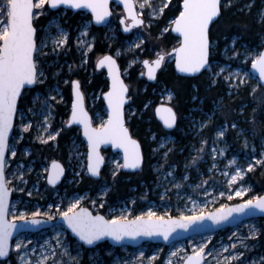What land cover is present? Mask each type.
Instances as JSON below:
<instances>
[{
	"label": "rangeland",
	"instance_id": "rangeland-1",
	"mask_svg": "<svg viewBox=\"0 0 264 264\" xmlns=\"http://www.w3.org/2000/svg\"><path fill=\"white\" fill-rule=\"evenodd\" d=\"M239 1L233 0V4ZM135 2L140 16L145 20V25L126 37L113 53L117 59H121L122 63H125V68L122 70L124 77L131 78L133 81V100L139 98V76L146 80L143 62L146 59H156L157 53L161 52L156 41L151 39L149 29L169 8H165L162 15L153 18L151 15L152 8L159 9L167 0H149L152 7L146 4L143 9L139 6L143 0H135ZM4 4L5 0H0V8L4 7ZM45 7L46 10L42 15L36 17L35 21L47 16L50 9L47 5ZM36 11L39 12L40 10ZM67 12L69 11L64 9L57 11L55 16L51 17L44 26L38 28V47L41 46L42 41L46 45L43 47V51L36 55L38 69L43 72V83H37L34 89L25 93L26 98L23 101V108L18 113L17 128L11 141V148L16 151V156L12 157L10 155L6 163L7 179L11 181L9 188L14 195L9 213L11 220L14 216L17 217L16 221L21 220L18 218L20 214H23L26 219L34 218L32 215L34 212L40 213L37 217L52 216L59 218L61 217L60 213L67 211L69 205L77 200H79L77 209L83 206L88 207L94 214H103L108 219L119 215H125L128 219H134L136 216L141 215L146 217L149 211L155 212L157 216H162L164 219L171 217L172 213H176L179 217L200 216L215 209L225 208L236 203H245L249 199L264 195V188L257 186L253 178L255 173L258 176L264 175V163H257V161H264V155H262L264 153V136L260 138L256 133L253 134L252 129L236 122V129H233L231 124L224 123L214 132L213 137L208 139L203 134L204 128L201 129L200 127L204 119L197 118L195 114H188L186 117L188 129L181 131L182 136H189L185 142L186 145L178 148L177 145L180 144V141L172 134L159 139L157 147L152 151L151 159L153 162L150 165L153 174L157 176V182L151 184L152 187H145L141 194L131 196L127 201L112 204L108 200V195L112 189L105 182H101L95 195H91L89 191L69 193V188L75 189L83 175H87V151L81 149L77 141H73L72 146L69 144V152L71 153L69 156L74 157L75 164L71 166L70 176L65 182L67 189L55 190L52 192V198H50L46 180L52 161L51 158L53 157L48 156L50 155L48 150L55 148L57 140L63 138L62 121L72 107L71 102L69 109L66 108L69 102L65 90L71 86L72 81L75 79V76L71 77L74 74V65L70 60H66L70 49H67V55H63L65 59L61 58L60 54L72 37L69 27L66 26L68 21L63 20L64 14ZM122 13V10L116 13L114 18L101 28L106 42L111 46L118 43V32L121 31L119 18ZM258 14L259 12H257ZM0 20L6 22V16L3 13H0ZM172 25L170 21V25L162 30V34L167 33ZM92 26L94 25L91 17V19L83 21L80 27H74L73 29V41L76 49L73 56L78 57L80 55L82 57L81 62L85 67L91 59L90 53L96 41V34L92 31ZM219 27L221 28L222 25L220 24ZM61 29L67 34V42L57 48L56 51H53L55 47L53 41L59 37ZM165 29L168 30L165 31ZM82 32H86V35H81ZM260 38V43L250 45L241 42V37H234L235 45H233L232 39L221 50L218 49V42L214 41L212 50L214 59L211 61V70L204 74L203 80H215L214 85L221 83L227 96L235 95V89H237L236 87L230 88L229 84L239 85V87L250 86L251 90L256 88L257 91L259 81L252 75L251 60L255 58L258 50H264V47H262L264 45V35ZM80 41H83V44ZM233 47L236 50L235 53L231 51ZM146 52L151 54L150 58L144 57ZM236 53H239V55ZM98 57L99 55H96L94 59ZM173 62L174 57H167L161 72L166 71L168 65ZM221 68L224 69L223 72L220 71ZM133 71L134 74H132ZM215 73L220 74L217 76L214 75ZM236 73H239V75H236ZM225 76H229V79L225 80ZM241 79L246 80V83L240 84ZM65 81H68V83H65ZM68 91L70 93L71 88ZM102 93H88L89 109H93L94 122L99 127L108 118L106 107L99 105ZM157 94L160 97L158 104L174 103L175 96L169 88L162 87ZM169 95H171V99H169ZM53 96L55 97L54 100L51 99ZM45 101H47V104H45ZM200 104H202V100H200ZM48 105L51 106L50 109ZM155 106L157 107V104L146 102L143 111H147L149 114L153 113ZM215 108L219 109V105ZM29 109L32 111H29ZM196 110L199 114L205 116V123L206 116L212 114L207 113L202 105L198 106ZM136 112L137 108L132 105L127 110L131 117ZM237 113L239 116L238 122L242 121L241 123H243L246 121L250 123L252 121L248 122L241 116L240 108ZM45 116H48V132L43 131L41 128ZM256 117L261 118L258 127L260 133H264V110L259 111ZM27 123H30L32 128L30 131L24 132L22 126ZM225 125L227 131L223 138H219L217 132ZM49 132L59 133V135L54 140L41 143L40 138L47 139ZM229 135L230 138H228ZM163 141H166V143L164 147H161L160 144ZM204 141H207V143H204ZM245 142H247V147ZM201 148L204 150L198 151ZM213 148L217 151L213 152ZM168 149H171V151L168 152L167 162H165L163 153ZM221 150H223V155L220 154ZM36 155L39 159L35 157ZM194 157L196 158L195 163H193ZM233 159L236 161L235 164L231 163ZM122 163L123 160L120 154L111 153L108 159V173L113 175L115 171L120 169L117 168V165ZM249 163L253 165L251 172L247 171ZM238 169H243V179L238 178L235 184H229L228 181ZM169 172L172 173L170 176L167 175ZM225 173H228V175H225ZM19 176H22L23 179H19ZM176 185H179V187H176ZM236 191H242L244 194L236 196ZM229 196L232 198L229 199ZM101 204H103V207L100 206ZM251 231H255L256 239L250 237ZM57 237L67 245L72 256H75L79 251L80 264H89L90 259L94 257H99L101 264H169V261H171V264H184L181 258L191 255L193 249L202 244L207 245L205 253L211 252V255L206 256V264H217V261H220V264H225V257L235 255L238 252H243V257L241 260L232 261L231 264H252L253 261L260 264L261 258L264 257V218L246 220L236 227L227 228L214 234L174 242L169 246L145 243L137 248H116L108 243H103L95 248L87 249L72 238L64 225H58L37 234H24L16 242L21 239L25 243L32 241L28 247L29 249H37L33 257L35 258L40 255L41 246L45 245L46 242L57 253L63 251V249L57 248ZM242 240L243 244L241 243ZM232 244L237 245L236 249L230 247ZM244 244L249 247L245 248ZM224 248L229 250L225 252L223 251ZM43 251L48 254L50 249L45 247ZM174 251L178 253L177 256L171 255ZM109 252L110 255L107 254ZM57 259H59V256H57ZM64 259L67 260L68 257H64ZM13 260L18 264L14 247L9 264ZM48 264H52V261L49 260Z\"/></svg>",
	"mask_w": 264,
	"mask_h": 264
},
{
	"label": "snow or ice",
	"instance_id": "snow-or-ice-1",
	"mask_svg": "<svg viewBox=\"0 0 264 264\" xmlns=\"http://www.w3.org/2000/svg\"><path fill=\"white\" fill-rule=\"evenodd\" d=\"M124 5V9L133 22V26L143 23L138 18L134 11L133 0H119ZM171 0L163 3L159 9L152 8L151 15L153 18L157 15H162L165 8L169 7ZM148 4L152 5L149 0H143L140 3V8ZM233 0H182V6L179 10L178 16H176L171 23L174 27L171 31L179 34L182 39L179 42V47L173 49L175 58L176 70L180 73L194 75L200 73L202 70L210 71V56L212 54L214 41L210 35V27L219 22L222 16V9L231 7ZM50 9H57L60 6L71 8L74 10H90L92 17L97 24H101L105 19L111 15L109 11V0H5L4 7L0 8V13L6 16V22L0 20V264H9L10 253V240L13 237V233L17 230L18 225L15 222L17 217H13L12 221L7 219L9 215L8 200L10 195L9 184L10 180L6 178V153H10L12 157L16 156V151L9 145V133L14 126V118L18 113V100L21 97L22 90L25 86H32L37 83H43V72L38 69L37 59L35 58L38 53L43 51V47L46 46L43 41L41 46L38 47L36 40L37 29L33 25V21L39 15H42L46 10L45 6ZM254 5V0H249V3L245 7L250 11ZM34 10H40L39 12ZM240 11H244L241 8ZM121 23H124L122 20ZM257 23L264 24V0H261V8L257 18ZM59 27V26H57ZM125 31H129L128 27H125ZM168 29H165L167 31ZM81 35H86V32H82ZM67 42V34L61 29L59 37L54 39L55 45L53 51L63 46ZM83 44V41H80ZM233 45L236 41L233 39ZM264 47V45H262ZM234 53L235 48L231 49ZM248 51V50H246ZM239 55V53H236ZM165 60V54L157 53V59L149 63L145 60L144 65L148 69V78L154 80L156 78V71L161 68ZM98 67L107 66L109 75L112 78L111 91L107 93L105 99L108 101V113L107 121L101 123L100 127L93 128L92 122L88 117V113L83 107V96L80 92L79 82H73L75 90L76 101L72 105L71 120L69 124L83 125L84 136L88 141V171L92 176L99 175L100 165L103 163V157L99 154V148L102 144H111L113 147L123 150V163L118 164L117 168L136 170L141 168L143 163V157L140 151V145L136 140L132 139L129 135V130L125 127L123 106L125 104V95L128 92L127 86L119 78V72L116 67V61L111 56H104L97 62ZM251 68L259 74V81L264 82V51L258 50L255 58L251 60ZM224 71L223 68L220 69ZM215 73L214 75H219ZM231 75V74H230ZM239 75V73H236ZM225 80L229 79V76L224 77ZM215 80L212 84H215ZM68 83V81H65ZM240 84H245L246 80L241 79ZM229 87L239 88V85L229 84ZM257 87L261 89L259 96L255 95L256 88L252 89V96L255 103V107L252 109V123L255 125L256 116L259 111L264 110V83L258 84ZM231 95V93H229ZM39 99V97H37ZM55 99V97H51ZM171 99V95H169ZM195 100L196 97L194 96ZM218 103V102H214ZM47 104V101H45ZM50 109L51 106L48 105ZM29 111H32L29 109ZM157 115L163 121L166 129L172 130L177 126V114L171 107H160L156 109ZM243 112V108H241ZM206 116V123L201 122V129L212 123L213 116ZM194 126V124H193ZM233 129L237 128L235 123L231 124ZM32 128L30 123L23 124L22 131L28 132ZM43 131L48 132V116H45L44 123L41 125ZM227 126H222L217 136L223 138ZM256 129L253 128V134L255 135ZM59 133H48L47 139H41V143H47L48 140L56 139ZM166 141L161 142L160 146L164 147ZM207 143V141H204ZM247 147V142H245ZM201 148L198 151H203ZM171 149L164 152L165 162L168 152ZM213 152L217 150L213 148ZM223 155V150L220 151ZM264 155V153H262ZM196 158H193L195 163ZM235 164L233 159L231 162ZM257 163H264V161H257ZM53 168L59 169L57 175L62 174L63 169L53 162ZM253 165L249 163L247 165V171L251 172ZM117 173L114 172L113 176ZM169 172L167 175H171ZM228 175V173H225ZM23 179L22 176L18 177ZM56 176H50L48 183L55 184ZM243 179V169H238L235 174L231 176L228 181L229 184H235L237 179ZM186 179V177H185ZM179 187V185H176ZM242 191H236V196H242ZM31 195V193H29ZM232 197L229 196V199ZM79 200L69 205L67 211L60 213L63 221L67 224L71 232L78 238L82 245L98 246L100 242L105 238H109L116 244H120L125 239L135 240L138 237H152L162 236L167 241L176 230V228L187 229L190 224L205 219L211 220L215 224H220L222 221L227 220L232 213H245L246 210H258L260 213H264V197H255L247 200L245 203L240 204L236 208H229L227 210L221 209L217 214L205 217L203 214L200 216L180 217L178 220H172L169 218L165 220L162 216H157L155 212L149 211L146 217L136 216L134 219H128L125 215L113 216L111 219H106L102 215H93L88 209L80 208L77 210ZM103 207V204L100 205ZM33 217L40 215L39 212H34ZM24 220L25 223H31L32 225H39L41 221L39 219H31L28 221L23 214L18 217ZM49 220L54 217L49 216ZM250 237L256 239L255 231L250 232ZM32 241L18 240L15 243L14 250L17 255L18 264H48L51 260L52 264H80L79 251L75 256H72L68 251L67 245L59 240L57 237V248L63 249V251L57 253L55 249H51V246L45 243L41 246L40 255L34 257L37 252L36 248L29 249L28 245ZM243 244V240L241 241ZM47 247L50 249L48 254H45L43 249ZM207 245L202 244L198 248L193 249L192 255L182 257L184 264H206V256L211 255V252L205 253ZM232 249H236L237 245H230ZM244 247H249L244 244ZM229 249L224 248L223 251L227 252ZM107 254H111L110 252ZM172 256H177V252H172ZM243 252H238L235 255L225 257V264H231L232 261L241 260ZM59 256V259H57ZM64 257H68L67 260ZM89 264H101L99 257L90 259ZM171 264V261H169ZM220 264V261H217ZM252 264H256L255 261ZM260 264H264V257L261 258Z\"/></svg>",
	"mask_w": 264,
	"mask_h": 264
},
{
	"label": "trees",
	"instance_id": "trees-1",
	"mask_svg": "<svg viewBox=\"0 0 264 264\" xmlns=\"http://www.w3.org/2000/svg\"><path fill=\"white\" fill-rule=\"evenodd\" d=\"M249 0H240L238 3L233 4L231 7L225 9H222V16L219 19L218 23H215L211 29V38L213 41H217L219 45V50H221L224 46H226L234 37H241L240 41L249 43L250 45H256L261 42L260 36L264 35V24L257 23V12H259V9L261 8V0H254V5L252 6L251 10L249 11L245 4H248ZM182 6V0H172L171 5L169 8L166 9L163 16L156 21V23L152 26V28L149 29L150 31V37L151 39L156 41L157 46H159V50L161 51V54H165V57L171 56V51L176 48L179 45V40L177 37H175L171 29L167 32L162 34V30L170 25V21H172L176 16L179 14V10ZM241 8H244V11H240ZM48 9V8H47ZM121 8L113 4V12L114 16L116 13L120 12ZM56 12L48 10V14L46 17H41L37 21H35V26L38 29L40 26H44L45 23L53 16H55ZM114 18V17H113ZM91 19V16L87 13L83 12H77L73 13L71 11L64 14L63 20H67L68 23L66 24L67 27H69L72 37L69 40L68 44L64 49L61 50V58L65 59L63 55H67V49H70L68 52V55L66 56V60H70L74 65V74L71 76H75L76 79L80 80L82 88L87 96V105L89 107L88 103V93L94 92V94L98 92H105L108 89L109 83L106 78V73L104 71H98L96 69V63L99 57L110 53L113 55L115 52V49L118 47L119 44H122L124 40L126 39L122 31H119V38L118 43L111 46L108 42H106L104 36H103V29L97 28L92 26V31L96 34V41L95 46L90 53L91 59L89 60L88 64L85 65L82 64L81 56L78 57L73 56L75 52V46L73 41V35H74V27H80L83 23V21ZM118 23V22H117ZM222 25L220 28L219 25ZM130 36V35H129ZM158 48V47H157ZM96 55H99L97 59H94ZM144 57L150 58L151 54L149 52H146ZM216 58V57H215ZM218 58V56H217ZM214 59V57L211 54V61ZM121 69L123 70L125 68V63H122L121 59H118ZM134 74V71L132 72ZM129 88H130V104L128 105V108L132 105L137 108V112L133 116V120L130 122L131 129L133 136L136 137L141 143L143 147V151L145 153V156L147 159H149V164L153 162L151 158L152 152L154 148V143H150L148 136L146 132V126L147 121H145V118L147 117H154L153 113H148L147 111H143V106L146 102H152V104H158L160 97L157 94L161 90V88H169L173 89L176 92V96L174 98V105L179 106V109L183 110V113L185 112L190 113L193 111V113L196 116L203 117L202 114H199L196 110V108L200 105H202L203 109L205 110H212L214 106V102L223 100L222 102V108L225 109L224 118L225 120H228L230 123L233 119L239 118L238 116V108L239 103L244 105L243 108L244 112V118L249 122L253 119L252 111L255 107V103L252 96V90L250 86H242L237 89H235L236 94L232 96H227L225 93V88L221 83H218L216 85L212 84V80H203L202 77L198 78H191L186 79L183 77H180L176 74L174 70V64L171 63L168 65V68L164 72H160L157 78V81L154 83H149L147 79H142L139 76V90H138V99L133 100V89H132V80L131 78H125ZM142 79V80H141ZM146 86V88H145ZM71 86L66 88L65 94L67 97V101L69 102L68 106L66 108L69 109L70 103L73 101L72 98V92L69 93V89ZM26 93V92H25ZM102 93V94H103ZM261 94V89L258 87L255 95L259 96ZM196 97L194 100L193 97ZM26 96L24 95L21 99V102L24 101ZM200 100H202V104H200ZM99 105L103 106L104 103L102 101V98L99 101ZM91 113L93 109H90ZM236 111V112H235ZM94 112V111H93ZM93 115V114H92ZM126 117L130 118L131 116L126 113ZM154 119V118H153ZM256 123L255 125L250 122L247 123L244 121L241 123L245 127H249L253 130V128L256 129V134L261 138V136H264V133H260V128L258 127L259 118H255ZM159 131L163 132V130ZM211 136V135H210ZM230 138V135L228 136ZM180 140H184V137L180 135ZM66 149L65 141L60 142V150L59 153H54L57 155L58 159H61L59 156L60 154H63V150ZM62 152V153H60ZM156 160V159H155ZM104 181L106 184H109L111 187V191L108 195V200L110 203L118 202V201H126L129 197L133 196L135 192L131 191L132 188L136 187L139 190L140 181L131 180L129 182L118 179L116 182H112L113 176L111 173H108V170L105 171L104 175ZM254 182L257 186L260 188H264V175L258 176V174L253 175ZM151 179V178H150ZM149 179V180H150ZM148 180V181H149ZM115 185V186H114ZM117 185V186H116ZM94 186H97V184L93 183L90 179H85L81 183V187L79 188L80 192H87L88 190H92ZM137 192V191H136ZM108 245V244H106ZM11 264H16V261H12Z\"/></svg>",
	"mask_w": 264,
	"mask_h": 264
},
{
	"label": "water",
	"instance_id": "water-1",
	"mask_svg": "<svg viewBox=\"0 0 264 264\" xmlns=\"http://www.w3.org/2000/svg\"><path fill=\"white\" fill-rule=\"evenodd\" d=\"M134 2V11L136 12L137 16L139 19H141L143 21L142 24L140 25H136V26H133V22L131 20V18L128 16L127 12L125 11L124 9V5L122 3L119 2V0H109V11L111 12V15L108 16L105 21L101 24H97L94 20V18L92 17V13L90 10H84V9H81V10H74V9H71V8H67V7H64V6H60L59 8L57 9H50L51 11H58L60 9H64V10H67V11H71V12H74V13H77V12H83V13H88L91 17H92V21H93V25L97 28H101L103 27L107 22H109L113 16V9H112V5L115 4L117 5L119 8L122 9L123 11V15L122 17L120 18V24H121V31L122 33L125 35V36H128L130 35L131 33H133L135 30L137 29H140L142 28L144 25H145V20L142 16H140L139 14V11L137 9V6H136V2L135 0H133ZM36 11V10H34ZM124 21V23H121V21ZM33 25L34 27L36 28L35 26V19L33 21ZM214 25V24H213ZM213 25L210 27V33H211V29L213 27ZM125 27H128L129 28V31H125ZM172 27H174V25H172ZM37 29V28H36ZM172 34L178 38L179 42L180 40L182 39L181 37H179V34L171 31ZM37 35H38V29H37V32H36V40H37ZM37 45H38V41H37ZM179 47V45L177 46ZM176 47V48H177ZM264 51V50H263ZM171 55L174 56V53H173V50L171 51L170 53ZM111 56L115 61H116V67L118 69V72H119V78L120 80L123 81V83L127 86L128 88V92L126 93L125 95V104L123 106V111H124V120H125V127H127V120H126V110H127V107L128 105L130 104V97H129V94H130V88H129V85L123 75V72H122V69H121V66H120V63L118 61V59L110 54V53H107L103 56H101L99 59L103 58L104 56ZM36 58V57H35ZM211 58V56H210ZM98 59V60H99ZM157 59V58H156ZM154 59V60H156ZM97 60V62H98ZM147 61H149V63L151 64V62H153L154 60H149V59H146ZM165 61V60H164ZM174 70L176 72V74L178 76H181V77H191V78H195V77H198L200 75H202L204 72H206L205 70H202L200 73H197V74H194V75H188V74H184V73H180L176 70V67H175V58H174ZM143 65H144V62H143ZM163 65H164V62L161 66L160 69H158L156 71V78L154 80H150L148 78V69L145 67L144 65V74L147 78V81L149 83H154L156 82L157 80V77L160 73V71L163 69ZM96 69L98 71H104L106 73V78L108 80V83H109V86H108V89L103 93L102 95V101L106 107V109L108 110V101L105 99V96L107 95V93L109 91H111V88H112V78L111 76L109 75V72H108V68L107 66H104V67H98L97 66V63H96ZM251 72H252V75L256 78H258L259 80V74L256 73L252 68H251ZM78 81L79 82V86H80V92L83 96V107H84V110L88 113V117L89 119L91 120L92 122V116L90 114V112L88 111L87 109V103H86V99H85V92L84 90L82 89V85H81V82L80 80L78 79H75L72 81L71 83V92H72V98H73V103L76 101V96H75V90H74V87H73V82H76ZM259 83H264V82H261L259 81ZM37 86V84L35 85H32V86H25V89L22 90V94H21V97L19 98L18 100V112H19V107H20V103H21V99L25 93L26 90H32L34 89L35 87ZM73 105V104H72ZM160 107H171L173 109V111L176 113L174 107L171 105V104H160L158 105L156 108H155V117L157 118V120L163 125V127L165 128L164 126V123L163 121L160 119V117L157 115V112H156V109L157 108H160ZM71 112H72V109H71ZM71 112H70V116H69V121L71 120ZM177 114V113H176ZM17 118H18V113H17V116L14 118V126H13V129L12 131L9 133V145L11 146V141H12V138L14 136V132H15V128H16V122H17ZM178 119V117H177ZM68 126H79V127H82V133H83V138L85 140V142L87 143L88 145V141H87V138L84 136V129H83V125H80V124H69L68 122ZM92 127L93 128H96L94 125H93V122H92ZM128 128V127H127ZM175 129V128H174ZM174 129L172 130H169V129H166L167 131H173ZM129 130V135L132 137V139L136 140L137 143L140 145V151H141V155L143 157V150H142V146H141V143L138 139H136L135 137L132 136L131 132H130V129L128 128ZM108 148H111L112 149V152L113 153H121L123 155V150L122 149H119V148H116V147H113L111 144H102L100 145V148H99V154L101 157H103V163L100 165V169H99V174H100V171L103 169L104 165L106 164V158L103 154V149H108ZM88 152H89V148H88ZM10 153H6V161L8 160V157H9ZM56 164H58L60 166V169H63V172L62 174H58L59 172V169H54L53 168V164L51 165L50 167V170H49V174H48V179L50 176H56V182L54 185H59L62 180L64 179L65 177V172H66V169L65 167L63 166L62 163L60 162H55ZM89 163V161H88ZM125 170H130V169H125ZM137 170V169H136ZM135 171V170H134ZM5 174H6V178H7V173H6V167H5ZM91 174V173H90ZM10 189V188H9ZM261 197H264L261 196ZM12 202H13V191L10 189V195H9V200H8V207H9V213H10V210H11V206H12ZM240 204H243V203H236V204H232V205H229L225 208H220V209H215L211 212H208L206 214H204L205 217L209 216L210 214L212 215H215L217 214L221 209H224V210H227L229 208H236L237 206H239ZM80 208H86L88 209V211H90L93 215H102L104 216L106 219H108L105 215L103 214H94L92 212V210H90L88 207H80ZM79 208V209H80ZM77 209V210H79ZM35 219H39L41 221V223L39 225H32L31 223H25L24 220H18V221H15L18 225V228L17 230L14 231L13 233V237L12 239L10 240V257H9V260L12 256V251H13V247H14V243L16 242V240L24 235V234H37V233H40L44 230H48V229H52L58 225H64L65 228L70 232L72 238L76 239L78 242H80L78 240L77 237H75V235L71 232V229L68 228L67 224L63 221L62 217L56 219V220H49V219H46V218H42V217H34ZM147 218V217H145ZM172 220H178L180 217H170ZM255 218H264V213H260L258 210H246L245 213H232V215L225 221H222L220 224H215L213 223L211 220L209 219H205L203 221H197L195 223H192L189 225V227L187 229H181V228H176V230L174 232H172V234L170 235L169 239L167 241H165L163 239L162 236H152V237H138L136 238L135 240H129V239H125L124 241H122L120 244H116L115 242L111 241L109 238H105L104 241L100 242V244H103V243H108L109 245H111L112 247H116V248H121V247H131V248H137V247H140L141 245L145 244V243H153V244H161V245H165V246H169L171 245L172 243L174 242H178V241H183V240H187V239H190V238H193V237H196V236H204V235H209V234H214V233H217L219 231H222L224 229H227V228H233V227H236L238 226L240 223L246 221V220H250V219H255ZM7 219L9 221H12L10 218H9V215L7 216ZM31 219L33 218H28L27 220L30 221ZM169 218H165V220H168ZM82 244V242H80ZM85 248L87 249H92V248H95L97 246H87V245H84ZM192 255V254H191Z\"/></svg>",
	"mask_w": 264,
	"mask_h": 264
},
{
	"label": "flooded vegetation",
	"instance_id": "flooded-vegetation-1",
	"mask_svg": "<svg viewBox=\"0 0 264 264\" xmlns=\"http://www.w3.org/2000/svg\"><path fill=\"white\" fill-rule=\"evenodd\" d=\"M122 15H123V13H122ZM122 15L120 16V18L122 17ZM120 18H119V21H120ZM120 26H121V24H120ZM165 59H166V57H165ZM206 72H204L202 75H200L198 77H203ZM198 77H195V78H198ZM183 78L191 79V77H183ZM172 91L174 93V96H176V92L173 89H172ZM85 99H86V103H87L86 93H85ZM222 102H223V100L221 102L214 103V106H213L212 110H208L207 111V110L204 109L207 113L215 112V115L213 116L212 123L208 124V126L203 129V134L208 139H211L213 137L214 132L222 124H224V123L232 124V123H236V122L241 124V122H242V121L238 122L239 118L233 119L231 121V123L228 120H225V118H224L225 109L222 108V105H221ZM157 105H159V104H157ZM171 105L174 107V109H175V111L177 113V117H178L177 126L175 127V129L173 131L165 130L163 125L157 120V118L155 117V108H156V106L153 109L154 117H150L149 116V117L145 118V121H147V123H148L147 126H146V128H147L146 132H147V134H149L148 139H149L150 143H154L153 144L154 148L157 147V145L159 143V139L161 137L165 136V135L172 134V135L176 136L179 139L180 135L182 136L181 131H184L185 129H188V126L186 124L187 115L188 114H194L193 111L190 112V113H187V114L185 112L183 113V110L179 109V106H177V105L175 106L174 104H171ZM217 105H219V109L215 108V106H217ZM238 105H239L240 109L245 107L244 105H242L240 103ZM22 108H23V101L20 103L19 111ZM71 109H72V107H71ZM71 109L68 110L67 115L64 116V119L62 121L63 122V124H62V137L63 138H60V139L57 140V146L55 148L48 150V152L50 153V155H48V156L50 158H51V156L53 157V158H51L52 161L50 162L49 170H50V167L53 164V162L62 163L63 166L66 169L65 177H64V179L62 180V182L59 185H54V184L48 183V180H49L48 179L49 170H48L46 184L48 185L47 191H48V194L50 195V198H52V192H54L55 190L56 191H60V190H63V189L64 190L67 189V186L65 185V182L68 179V177L70 176L71 166H74V164H75L74 163L75 162L74 157H70L69 156V154H71L69 152V144L72 146V142L73 141H77L78 145H80V148L85 150V151H87V165H86L87 175H85V174L83 175V177L81 178V181L78 183V186L75 189H73V188L71 189V188L68 187L69 188V190H68L69 193H74V192L84 193V192H80V190H79V188L81 187V183L85 179H90L94 184L96 183L97 186H94V188L92 190H88V191L90 192L91 195H95L97 193V191H98V188H99L101 182H105L104 181L105 180L104 179V177H105L104 175H105V171H107V169H108L107 168L108 167V159H109L111 153L112 154H116V155L120 154L122 156V160H123V155L121 153H113L111 148L103 149V154H104V156L106 158V164L104 165L103 169L100 171V174L98 176H92L90 174V172L88 171V145H87V143L85 142V140L83 138L82 127H79V126H68ZM87 109H88V111L90 112V114L92 116L93 125L96 128H98L99 126L95 125L94 116L92 115L88 105H87ZM243 115H244V112H242V115H241L244 118ZM196 117L199 118V119H204V122H205V116L204 115H203V117H201V116H196ZM126 120H127V127L130 129V132H131V134L133 136L132 129H131V124H130V122L133 120V117H130V118L126 117ZM17 123H18V118H17V122H16V128H17ZM16 128H15V132H16ZM159 128H160V130H163L162 134L159 131ZM15 132H14V135H15ZM187 137L189 138V136H187ZM187 137H184V140H180L179 139L180 144L177 145L178 148L181 147V146L186 145L185 142L187 141ZM60 140L61 141H65L66 149L62 151L63 154L59 155L61 157V159H58L57 155L54 154V153H59L60 142H61ZM141 146H142V143H141ZM51 147H52V145H51ZM154 148H153V150H154ZM142 150H143V147H142ZM153 150H151V152ZM62 152H60V153H62ZM41 156H43V155H41ZM35 157H37V159H39L37 155ZM148 161H149V159H147V157L145 156V153L143 151V163L141 165V168H139V169H137L135 171L132 170V169L125 170L123 168H120L118 171H115L117 173L115 176L112 175L113 176L112 182H116V181H118V179H122V180H125L127 182H129V181H131L133 179L136 180V181H140L141 180L140 185H139V187H140L139 190L136 187L132 188V190H131V191L135 190V191H133V192H135V194H133V196L137 195V194H141L145 190V187H148V186L152 187L151 184H153L154 182H157V179H156L157 176L155 174H153V170L150 167L151 164H149ZM13 200H14V195H13ZM118 202H120V201H118ZM114 203H117V202H114ZM114 203H112V204H114ZM171 217H179V216L176 213H172ZM42 218L48 219V217H42ZM56 219H58V218H54L52 220H56Z\"/></svg>",
	"mask_w": 264,
	"mask_h": 264
}]
</instances>
